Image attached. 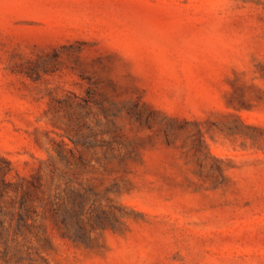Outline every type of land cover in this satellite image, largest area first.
I'll return each mask as SVG.
<instances>
[{"label": "rangeland", "instance_id": "rangeland-1", "mask_svg": "<svg viewBox=\"0 0 264 264\" xmlns=\"http://www.w3.org/2000/svg\"><path fill=\"white\" fill-rule=\"evenodd\" d=\"M0 264H264V0H0Z\"/></svg>", "mask_w": 264, "mask_h": 264}]
</instances>
